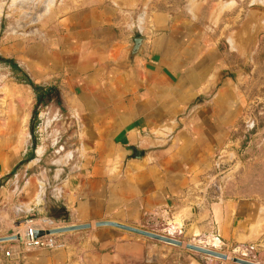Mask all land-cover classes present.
Returning a JSON list of instances; mask_svg holds the SVG:
<instances>
[{
  "label": "crops",
  "instance_id": "obj_1",
  "mask_svg": "<svg viewBox=\"0 0 264 264\" xmlns=\"http://www.w3.org/2000/svg\"><path fill=\"white\" fill-rule=\"evenodd\" d=\"M209 3L58 0L32 31L1 36L0 264L158 261L157 246L103 222L180 219L188 238L264 246V219L209 185L234 146L246 54L226 4ZM41 218L91 229L25 252L13 226Z\"/></svg>",
  "mask_w": 264,
  "mask_h": 264
},
{
  "label": "rangeland",
  "instance_id": "obj_2",
  "mask_svg": "<svg viewBox=\"0 0 264 264\" xmlns=\"http://www.w3.org/2000/svg\"><path fill=\"white\" fill-rule=\"evenodd\" d=\"M57 1L0 0V38L8 30L21 34L29 29L32 31L40 21L44 20ZM223 4L224 6L226 4V18L230 17L233 21L234 32L237 30L236 33L246 36L238 41V47L246 53L245 59H240L245 69H240L237 73L244 78L240 85L238 106L241 115L237 122L236 133L233 135L234 146L225 157H222V162L220 161V164L209 172L216 180V183L212 181L209 185L212 191L217 188V196H219L217 199L248 203L256 219H264V15H262L264 0H210L209 6L214 8ZM219 14L221 13L218 12ZM237 74L233 77L235 81ZM36 124L38 125L37 117L32 121V131L35 132L34 143L38 138L34 128ZM64 141L65 139L59 141L58 146ZM56 156L60 155H57L54 149H49L45 158L54 159ZM15 228L16 226H13V229ZM139 230L168 237L162 232V226L149 225ZM182 231L184 233L178 241L181 246L166 244L133 233L132 235L158 247L152 259H158L155 264H191L192 260L198 264H243L241 262L248 260L251 264H264L262 241L244 246L223 241V246L215 253L226 258L217 257L218 259L211 258V260L206 254L188 249L187 245L193 242L196 244L195 241L202 236L188 238L184 228ZM171 238L174 240V237ZM182 244L186 246L182 247ZM239 247L251 250L254 255L245 259L242 253L234 252Z\"/></svg>",
  "mask_w": 264,
  "mask_h": 264
},
{
  "label": "built area",
  "instance_id": "obj_3",
  "mask_svg": "<svg viewBox=\"0 0 264 264\" xmlns=\"http://www.w3.org/2000/svg\"><path fill=\"white\" fill-rule=\"evenodd\" d=\"M68 227L64 220L26 219L11 231L10 239L19 243L25 252L54 250L63 247V235L49 234V232ZM6 256L11 257V253H6Z\"/></svg>",
  "mask_w": 264,
  "mask_h": 264
},
{
  "label": "water",
  "instance_id": "obj_4",
  "mask_svg": "<svg viewBox=\"0 0 264 264\" xmlns=\"http://www.w3.org/2000/svg\"><path fill=\"white\" fill-rule=\"evenodd\" d=\"M143 1L145 2L146 0H143ZM254 13H261V12H254ZM262 13H263L262 15H264V11H262ZM142 49H143L142 39H139V38L134 39L133 42H132V47H131V49H130V51L128 53V58L131 59V60L137 59L140 56V54L142 52ZM95 226L97 228H100V227H113V228H116V229H120L122 231H126V232H129V233L137 234V235H140V236H143V237H146V238H149V239L158 240V241H161V242H164V243H175L174 241H172V240H170L168 238H165V237H162V236L150 233V232H146V231H143V230L134 229V228H131V227H126V226H123V225H119V224H116V223L103 222V223H98ZM88 229H91L90 225L75 226V227H68V228H64V229L51 231V232H49V234L63 235V234H66V233L84 231V230H88ZM176 245L181 246V243H176ZM188 249L193 250V251H197V252H200V253H203V254H206V255H213V256H216V257H222L223 259L226 258L224 256H221V255L217 254V253H212V252L207 251L205 249H202V248H199V247H193L191 245L188 246ZM241 263H243V264H251V263H247V262H241Z\"/></svg>",
  "mask_w": 264,
  "mask_h": 264
},
{
  "label": "bare ground",
  "instance_id": "obj_5",
  "mask_svg": "<svg viewBox=\"0 0 264 264\" xmlns=\"http://www.w3.org/2000/svg\"><path fill=\"white\" fill-rule=\"evenodd\" d=\"M162 230H163L162 232H164L168 235V237H167L168 239L175 242V243H166V244L176 246V243H180V242H178V241H180L179 237H181V235L183 234V231H182L183 230V224H182V221L180 219L172 220L169 223V225H167V227H165ZM171 237H174V240ZM195 242H196V244L193 242V243H191V246L206 249L207 251H210L212 253H215L216 251H218L223 246L222 241L213 235L202 236L201 239H197ZM183 246H186V245L182 244V247ZM187 246H189V245H187ZM234 252L235 253L240 252V254L242 253L243 256L245 257V259H246V257H249L250 255H252V256L254 255V253L251 252V250H249L245 247H239V248L235 249ZM207 256L210 259L211 258L218 259L216 256H213V255H207ZM228 259H229V257H228ZM248 261H247V263H248ZM191 264H198V263L192 260Z\"/></svg>",
  "mask_w": 264,
  "mask_h": 264
}]
</instances>
